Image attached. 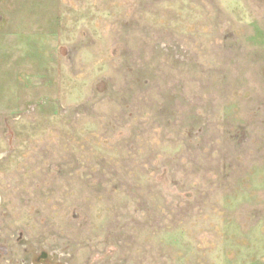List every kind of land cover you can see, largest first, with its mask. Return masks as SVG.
Instances as JSON below:
<instances>
[{"label": "rangeland", "instance_id": "374dc122", "mask_svg": "<svg viewBox=\"0 0 264 264\" xmlns=\"http://www.w3.org/2000/svg\"><path fill=\"white\" fill-rule=\"evenodd\" d=\"M0 264H264V0H0Z\"/></svg>", "mask_w": 264, "mask_h": 264}, {"label": "water", "instance_id": "95a60500", "mask_svg": "<svg viewBox=\"0 0 264 264\" xmlns=\"http://www.w3.org/2000/svg\"><path fill=\"white\" fill-rule=\"evenodd\" d=\"M41 259H45V255L44 254L42 255Z\"/></svg>", "mask_w": 264, "mask_h": 264}]
</instances>
